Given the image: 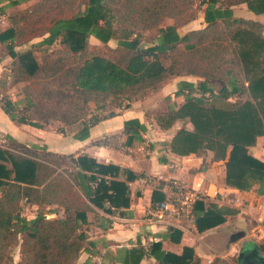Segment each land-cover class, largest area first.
<instances>
[{"label": "trees", "instance_id": "trees-1", "mask_svg": "<svg viewBox=\"0 0 264 264\" xmlns=\"http://www.w3.org/2000/svg\"><path fill=\"white\" fill-rule=\"evenodd\" d=\"M26 2L0 0V17L8 24L0 30V62L4 57L11 59V86L24 84L19 103L1 94L0 109L10 121L36 129L60 122L59 134L83 141L91 127L115 115L113 109L144 100L174 78H199L196 84L179 82L174 96L183 97V103L156 117L163 131L176 122L192 127L179 128L167 149L179 157L211 152L213 162L225 164L227 186L240 191L255 184L264 188V163L248 153L264 136V23L237 17L232 10L245 5L248 12L264 15V0H202L205 26L183 36L178 29L194 21L189 13L192 0H37L18 8ZM166 19L172 23L162 27ZM148 32L154 35L144 36ZM90 37L106 54L97 45L89 47ZM34 39L40 41L32 44ZM112 40L114 47L109 45ZM57 41L67 48L54 50L38 64L34 45L50 47ZM229 54L240 68L239 81L234 72L223 70L230 63ZM212 80L225 82L218 92L212 89ZM234 95L246 99L230 102ZM106 102L114 104L112 110L100 116L90 114L91 104L102 111ZM145 132L137 120L124 122L125 144L145 142ZM94 145L106 146L107 141ZM135 178L127 170L97 163L87 155L74 159L37 145L7 141V147L0 146V264H15V248H19L16 264H75L89 245L82 229L88 224L87 214L93 208L108 214L127 209V183ZM25 200L32 206L59 207L63 217L50 219L40 211L28 220L21 216ZM162 200L161 194L153 192L152 204ZM195 210L198 233L238 214L213 202H208L206 210L197 202ZM147 254L159 264L195 261L192 248L170 256L155 243L148 253L128 250L122 263L140 264Z\"/></svg>", "mask_w": 264, "mask_h": 264}, {"label": "crops", "instance_id": "crops-1", "mask_svg": "<svg viewBox=\"0 0 264 264\" xmlns=\"http://www.w3.org/2000/svg\"><path fill=\"white\" fill-rule=\"evenodd\" d=\"M32 3L35 1L27 0L18 8L23 9ZM193 22L195 21L178 29V34L183 36L187 32L205 26L203 17V24L199 27L194 28ZM0 23L2 24L0 30L8 26L3 16L0 17ZM169 25L171 24L162 25V27ZM90 39L96 41L94 38L90 37ZM112 42L115 41H110L109 45L114 47L116 42L114 45L111 44ZM22 49L25 47L16 50ZM10 62L9 57H4L0 62V75L4 71L9 72ZM181 81L196 84L200 79L195 77L174 78L165 82L159 90L150 93L144 100L130 103L122 109H113L115 115L91 127L89 137L83 141L74 139L72 134H59L53 131L51 126L49 129H36L12 122L0 109V138L7 141L14 140L27 147L37 145L45 148L47 152L72 156L74 159L79 155H87L97 163L118 166L121 170H127L136 177L134 181L127 183L130 199L127 209L108 214L93 208L94 211L87 214L88 224L82 229L89 245H86L85 250L80 252L75 264H123L125 253L128 250L138 248L148 253L155 243H159L161 251L170 256H180L184 247L192 248L195 258L192 264H204L206 259L211 258L207 253H224L228 248L232 249L233 244L241 245L239 250H248L246 256L254 252L258 260L259 258L264 259V252L259 245L255 243L256 246H252L250 242L253 240L251 238L247 240L246 232L250 229V222L239 212L234 216H226L222 224L202 233L197 232L195 225L183 223L172 226L159 217L148 215L153 192L161 194L163 199L167 192L165 187L155 191L156 181L165 183L170 180H177L189 187H199L205 191L208 198L201 201L205 210L208 202L228 207L225 201L235 197L244 201L258 202L264 210V188L261 189L258 184H255L248 191H240L227 186L225 184V164L224 162H213L211 152H206L201 156L179 157L167 149V144L177 129L173 127L167 131L160 130L156 122L157 116H152V113L163 107L164 99L168 96L171 97L170 103L176 101V105L169 106V108L176 109L183 103V97L174 96L177 84ZM96 112L92 116H99ZM129 120H137L144 125L146 128L145 142H133L129 146L125 144L124 122ZM186 126L188 130L192 129L190 124ZM102 140L107 141L106 146L94 145L95 142ZM248 153L264 163V136L257 138L256 144L248 148ZM147 178H154L156 181L146 182ZM118 180H124L122 173ZM36 208L39 207L36 206ZM59 215L63 217V210L59 212ZM170 229L178 231L179 235H172L173 231ZM221 240H224V247L219 251V247L215 244ZM140 264L159 263L147 254Z\"/></svg>", "mask_w": 264, "mask_h": 264}, {"label": "rangeland", "instance_id": "rangeland-1", "mask_svg": "<svg viewBox=\"0 0 264 264\" xmlns=\"http://www.w3.org/2000/svg\"><path fill=\"white\" fill-rule=\"evenodd\" d=\"M31 1H37V0H31ZM193 1V5L189 11V13H192L194 16V21L193 22V27H199L200 24H203L202 22V17H203V11H204V7L200 5V2L202 0H192ZM78 11L82 10V6H78L77 8ZM233 13L235 16L237 17H242L245 19H254L256 21L262 22L264 23V15L261 16H256L251 12H248L246 9L245 5H240V6H236L232 8ZM172 20L170 19H166L164 20V22L162 23L163 26H165L166 24H171ZM2 24L0 23V28H1ZM144 36H151L154 35V32H148V33H144ZM40 41V39H34L32 44H37ZM89 42V47H92L91 49L94 48L93 45H97L98 46V51L100 53H104L106 54V49L104 47H102V45H100L97 41H94L92 39H88ZM112 45L115 44V42L111 43ZM64 48H67V45L61 44L59 41H57L53 46L50 47H37V45H34L33 47V52H34V56L36 58V61L38 62V64H43L44 60L47 59L49 57V55H51V53L54 50H62ZM92 52V51H91ZM228 60H230V63L227 64L226 66L223 67L224 71H232L235 74V78L237 81H239L241 79V72H240V68L237 65L236 61H234V58L231 54L228 55ZM9 72H3L0 75V97L1 94L5 95L6 97H8L9 99H11L13 102L19 103L20 101H22L23 99V83L20 84H16L14 86H11V79L9 78ZM210 85L212 87V89L214 90V92H218L221 87H223L224 85V81H218V80H212L210 81ZM51 86L53 88L57 87L56 83H52ZM170 99L171 97L168 96L164 99V105L162 108H160L159 110L155 111L152 113V116H159L160 114L166 113L168 111L169 106L172 105H176V101H172L170 103ZM246 97L245 96H237L234 95L229 101L230 102H235V101H243L245 100ZM114 104H109L108 103H104L103 107H102V111H97L95 108L94 104H91V111L90 114H94L96 111L97 115H102L103 112L105 110H112ZM107 106V107H106ZM171 108V107H170ZM52 127V130L58 133V130L60 127H62V124L60 122H51L50 125ZM49 126L47 127V129H49ZM173 127H175L174 129H179L181 127H187L185 123L182 122H176L170 129H172ZM170 135V134H169ZM168 136V135H167ZM167 136L165 138H167ZM233 199V198H230ZM29 201L25 200L21 202V216L27 218L28 220L33 219L34 216L37 215L38 212H43V213H47L48 214V218L50 219H55L58 218L59 212L61 211V209L59 207L56 206H41L39 208H36V206H32L28 204ZM59 211V212H58ZM247 235V240L249 241L251 236H250V232L247 231L246 232ZM252 240V239H251ZM216 247H219V251H221L220 249H223L224 247V240L219 241L217 244H215ZM233 248H228V250L224 253H207L208 255H210L211 257H214V262L213 264H239L237 262V257L238 254L237 252H239L240 246L238 244H233ZM213 252V250H210V252ZM218 252V251H216ZM227 253V254H226ZM12 256L14 259V263L16 264L19 261V248H15L12 252Z\"/></svg>", "mask_w": 264, "mask_h": 264}, {"label": "built area", "instance_id": "built-area-1", "mask_svg": "<svg viewBox=\"0 0 264 264\" xmlns=\"http://www.w3.org/2000/svg\"><path fill=\"white\" fill-rule=\"evenodd\" d=\"M245 85H247L245 83ZM0 146L7 147V140L0 138ZM161 179V178H159ZM154 178L145 179L152 182ZM156 181V180H154ZM166 188L165 198L161 202L153 203L148 211V215L159 217L168 222L169 225H182L183 223L195 225L196 214L195 205L197 202L208 198L205 191L193 188L177 180H170L165 183L156 181L155 189ZM225 204L235 208L250 222V236L254 243L264 247V210L258 202H249L235 197L227 199ZM214 257L205 260L204 264H213Z\"/></svg>", "mask_w": 264, "mask_h": 264}, {"label": "flooded vegetation", "instance_id": "flooded-vegetation-1", "mask_svg": "<svg viewBox=\"0 0 264 264\" xmlns=\"http://www.w3.org/2000/svg\"><path fill=\"white\" fill-rule=\"evenodd\" d=\"M241 251H242V249L239 250V252H237V254H238L237 262L239 264H260L258 258L254 254H250L248 256L244 255V256L239 258V254Z\"/></svg>", "mask_w": 264, "mask_h": 264}, {"label": "water", "instance_id": "water-1", "mask_svg": "<svg viewBox=\"0 0 264 264\" xmlns=\"http://www.w3.org/2000/svg\"><path fill=\"white\" fill-rule=\"evenodd\" d=\"M247 253H248V250H246V249L242 250V251L240 252V254H239V258L242 257V256H244V255H246ZM253 254H254L255 256H257L254 252H253ZM239 258H238V259H239ZM259 262H260V264H264V259H263V258H259Z\"/></svg>", "mask_w": 264, "mask_h": 264}]
</instances>
